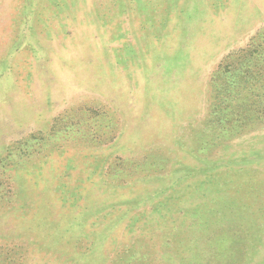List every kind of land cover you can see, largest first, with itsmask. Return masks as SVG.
<instances>
[{"label": "rangeland", "instance_id": "1", "mask_svg": "<svg viewBox=\"0 0 264 264\" xmlns=\"http://www.w3.org/2000/svg\"><path fill=\"white\" fill-rule=\"evenodd\" d=\"M0 264H264V0H0Z\"/></svg>", "mask_w": 264, "mask_h": 264}]
</instances>
